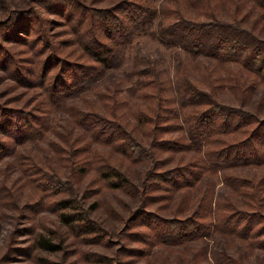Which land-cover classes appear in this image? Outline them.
Here are the masks:
<instances>
[{"label":"rangeland","instance_id":"374dc122","mask_svg":"<svg viewBox=\"0 0 264 264\" xmlns=\"http://www.w3.org/2000/svg\"><path fill=\"white\" fill-rule=\"evenodd\" d=\"M120 1L0 0V116L9 117L0 120V264H264V134L252 141L250 162L241 155L234 165L217 154L218 142L244 148L241 142L250 130L261 126L264 132V43L249 63L245 53L228 62L193 53L162 40L158 32L175 17L167 9L180 6L184 15L193 9H185L184 0H154L160 13L136 31L120 65L93 88L60 107L52 105V85L68 77L69 63L95 64L83 44L93 36L110 42L98 24L108 19L105 9L121 15ZM83 14H88L85 20ZM257 22L247 28L264 40V18ZM159 93L162 117L155 122L170 131H159L158 140L184 134L182 116L191 109L181 108V102L197 95L232 110V126L239 120L246 125L213 134L200 147H152L138 118L140 111L151 113ZM91 102L110 118L99 119L102 128L109 130L114 121L128 125L147 144L145 159L115 155L130 181L123 188L80 162L88 156L100 163L97 158L113 146L90 137L72 120L74 109ZM26 114L53 118L51 128H29ZM20 125L36 137L23 140L26 133H15ZM207 158L216 160L214 167ZM189 162L200 165L196 175L173 170ZM69 196L75 198L72 204L58 203ZM63 213L77 220L68 224ZM187 218L202 225L198 234L192 227L172 230L174 220ZM165 232L168 241L160 239ZM41 239L54 246H42Z\"/></svg>","mask_w":264,"mask_h":264},{"label":"trees","instance_id":"16d2710c","mask_svg":"<svg viewBox=\"0 0 264 264\" xmlns=\"http://www.w3.org/2000/svg\"><path fill=\"white\" fill-rule=\"evenodd\" d=\"M152 2H154V0H121L119 3L122 5H119L117 8L118 11H122L121 15H114L109 9L103 10L106 19H108L106 22H98V25L100 26L104 38L108 39L110 42H104L93 36L91 41H87L83 44V50L95 64L69 63L71 66L68 67V77L55 80L52 85V91L49 94L52 99V105L60 107V104H64L68 97L78 94L81 95L80 93H83L82 91L85 90L86 92L88 89L93 88L97 80L104 76L108 70L120 65L125 48L131 43L136 31L144 24L151 23L160 13V10L154 7ZM184 8L193 10L190 14L186 15L182 13V8L180 6L175 10H166L169 15L174 14L175 17L158 27V32L162 40L176 43L193 53H203L210 58L225 62L239 61L244 53V60L248 62L251 55L255 57L258 54V45L264 43V40H260L256 32L251 28L258 23L257 20L260 21L264 18V0H184ZM83 15H85L83 16L85 20L88 14ZM97 17L100 19V14H97ZM250 17L252 18L251 21L249 19ZM248 23L249 26H251L249 29L247 28ZM252 23L253 25H251ZM66 64L69 66L68 63ZM199 94L204 96L201 91ZM154 97L155 96H152V98ZM161 101L162 96L159 93L156 96L155 106L152 107L151 113L140 111V116L138 118V122L140 120L143 124V127H140L142 128V137L143 139H146L144 137H150L148 145L152 147L155 145L161 149L166 145L164 149L175 151L176 149L186 148L193 143L199 146V144H207L211 141L213 134L229 133L237 126L246 125L244 121L239 120L233 124V127V118L231 117L232 110L226 106H220L217 102L202 100L197 95L194 98H185V100H182L183 104L181 102V108L189 105L191 109L187 113L182 112L184 114L182 120L187 123V128L184 129L183 127L185 131L183 132L184 134L178 136L176 140L165 138L158 140L157 135L159 131H161V133L170 131L169 126H161L158 122H155L162 117L160 114ZM201 104L207 106L203 108L199 106ZM76 107L77 106H74V108ZM74 110L78 111V113L75 114L73 112L71 117L76 125L80 126L90 137L97 138L100 142L113 146H111L112 150H109L108 154L97 158L100 163L92 159L87 160L88 156L82 158V161L71 159L69 163L76 164L80 161L84 165L86 163H88L89 166L94 165L93 167L97 171L101 170L100 173H104V176L109 179H114L111 180L113 186L123 188L129 185L130 181L127 179V171L120 163V158L118 159L115 155L118 154L122 158L131 157L136 160L145 159L147 155L144 152L147 144H144V141L138 138L134 132L135 128L129 127L128 125H121V123L114 124L115 118H113L114 123L109 125L111 127L109 130H107L105 126L102 128L101 125L103 123L100 122V120L107 122L110 118L101 111V108L97 107L95 103L91 102L88 105L81 106L80 110ZM225 111L226 113L224 114ZM24 116H26L24 119H26V123L29 124V128L34 124H39L44 128H51L52 126L53 118L49 116L35 117L30 115L32 118L27 116V114ZM8 118L9 117L5 115L0 116L2 122H7ZM220 118L222 120L219 122L218 119ZM115 120L117 121L118 118ZM248 123L250 122L248 121ZM148 125H153L152 130L151 128H145ZM100 126L101 128L96 130V127ZM92 128L96 129L92 131ZM178 128L182 129V126H178ZM17 130L19 134H27L23 140L33 133L28 128L21 127V125L15 128V133H17ZM40 133L41 131L36 134ZM263 134L264 132L261 131V126L255 128L254 131L250 130L245 140L243 139L244 141L242 140L243 142H241V144H244V148L241 147L242 150L240 147L237 148L238 143L226 144L218 142L220 150L217 154L221 156L224 155V160H229L227 163L234 165H236L235 163L239 164L238 159H241V155L245 157L246 162H250L252 158L255 157L249 154L251 151L253 152L251 147L252 141L260 139ZM34 137L36 136H30L29 138ZM72 140H74V138ZM64 141L67 143L68 140ZM73 143L74 142H69V144ZM153 161L152 159L150 160V162ZM214 161L216 160H211V158H209V166L211 165L214 167ZM197 168H201L200 165L196 162H189L188 165L182 166L181 168L174 167L173 170H186L196 175L197 172L194 169ZM163 172L168 174L170 171L165 170ZM162 174L163 173L160 175ZM167 178L168 177L165 179ZM74 199V196H69V198L62 197L58 200V203L64 204V207H66L67 204H72ZM61 215L62 219L68 224L77 220L76 218H72L73 214L70 213H63ZM76 215H79L78 219L83 216H80L81 213H76ZM224 218L225 215L222 216V219ZM166 222L169 221L167 220ZM173 224L175 227L172 229L173 231L175 229H187L192 227L194 229L193 231L198 234L200 229L203 228L202 225L193 222L190 218L183 220L176 219L173 221ZM167 231L169 232V230ZM168 232H165L167 235H161L160 239L162 241H168V239H170L169 237L171 236H169L170 234ZM175 238L173 237V239ZM40 243L46 248L54 246L50 244L48 240L46 241L44 239H41Z\"/></svg>","mask_w":264,"mask_h":264}]
</instances>
